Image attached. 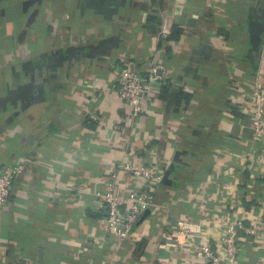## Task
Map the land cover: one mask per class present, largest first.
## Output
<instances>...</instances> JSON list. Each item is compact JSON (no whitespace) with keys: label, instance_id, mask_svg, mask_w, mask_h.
Wrapping results in <instances>:
<instances>
[{"label":"crops","instance_id":"1","mask_svg":"<svg viewBox=\"0 0 264 264\" xmlns=\"http://www.w3.org/2000/svg\"><path fill=\"white\" fill-rule=\"evenodd\" d=\"M153 64L168 86L154 84L134 119L115 97L116 74ZM254 81L264 88V0H0V167L31 158L0 211V264H193L187 250L161 247L179 221L212 245L241 222L238 264H259L264 146L245 95ZM124 161L166 175L114 246L95 195L131 182L117 172ZM62 194L76 198L53 200Z\"/></svg>","mask_w":264,"mask_h":264},{"label":"built area","instance_id":"2","mask_svg":"<svg viewBox=\"0 0 264 264\" xmlns=\"http://www.w3.org/2000/svg\"><path fill=\"white\" fill-rule=\"evenodd\" d=\"M166 34V31L161 33ZM168 74L165 66L153 64L146 74L123 66L116 74V99L132 110V117L138 118L147 111V103L152 99L154 84L163 86L167 83ZM245 94L248 102L252 124V137L264 146V88L257 82L248 86ZM245 162L252 158L245 156ZM31 163L30 155L19 153L8 164L0 167V211L10 202L12 190L21 175L28 171ZM117 172L131 180L124 188L118 187L116 179L106 183L102 191L95 195L96 213L101 215L106 233L111 238L110 245L120 246L129 240L137 224L153 206L154 191L165 179L166 168L160 164L146 162L136 164L129 161L121 162ZM75 194H62L53 200L74 201ZM260 230L258 240L264 250V210L260 215ZM242 229L241 222L228 225L220 230L219 241L212 243L202 236L199 226L187 221H179L166 238L162 248H183L192 257L193 264H238L241 237L238 231ZM258 227L245 229L247 235H254ZM183 236L182 242L178 240ZM259 264H264V257Z\"/></svg>","mask_w":264,"mask_h":264},{"label":"trees","instance_id":"3","mask_svg":"<svg viewBox=\"0 0 264 264\" xmlns=\"http://www.w3.org/2000/svg\"><path fill=\"white\" fill-rule=\"evenodd\" d=\"M180 34H181V30H179L177 27L174 26L173 27V34L171 35L170 39H177ZM165 86L167 87L168 85H165ZM180 96L184 97V95H180Z\"/></svg>","mask_w":264,"mask_h":264}]
</instances>
